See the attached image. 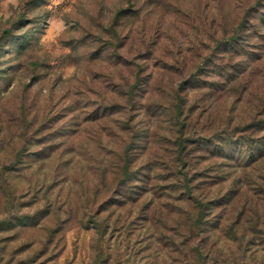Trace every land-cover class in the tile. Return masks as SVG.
Instances as JSON below:
<instances>
[{"label": "rangeland", "instance_id": "374dc122", "mask_svg": "<svg viewBox=\"0 0 264 264\" xmlns=\"http://www.w3.org/2000/svg\"><path fill=\"white\" fill-rule=\"evenodd\" d=\"M119 9L124 12L115 23ZM232 34L239 43L233 47ZM116 46L128 58L114 54ZM177 48L196 52L207 65L201 81L188 86L189 95L206 93L207 105L223 119L249 120L264 95V0H0V264L184 260L173 215L157 220L163 240L151 238L149 248V233L135 229L146 222L140 217L123 242H116L122 222L113 225V216H135L136 204L115 207L105 235L85 217L96 195L106 191L95 162L100 145L119 149L127 137L115 124L112 135L103 130L108 136L99 138L102 119L96 118L93 92L106 86L104 76L112 70L134 78L125 59L142 62L143 68L160 66V51L173 54ZM150 67L142 73L150 74ZM171 70L156 92L169 96L170 78L178 77ZM142 110L123 107L116 116L130 117L137 127L150 111ZM245 160L233 158L239 170L234 174L254 183L264 158L247 166ZM113 176L108 170L106 179ZM261 250L257 260L264 258Z\"/></svg>", "mask_w": 264, "mask_h": 264}, {"label": "trees", "instance_id": "16d2710c", "mask_svg": "<svg viewBox=\"0 0 264 264\" xmlns=\"http://www.w3.org/2000/svg\"><path fill=\"white\" fill-rule=\"evenodd\" d=\"M123 12L118 10L115 23ZM228 40L232 47L239 44L234 34ZM119 47L114 54L128 58ZM160 53V66H145L150 67V74L142 73V62L125 59L134 78L116 76L112 70L104 76L106 86L93 92V99L99 103L96 118L102 119L99 138L112 135L115 124L127 137L119 149L105 151L100 145L103 152L95 162L102 170L100 184L106 191L103 197L96 195L85 217L94 219L97 231L105 235L115 207L136 204L139 209L135 216L131 212L113 216V225L122 222L116 242H123L124 233L133 231L128 228L134 218L140 217L146 222L135 229L149 233L146 247H152L151 238L154 243L163 240L164 231L157 220L162 214L173 215L182 241L178 250L184 259H178V264H264V258L257 260L255 256L264 249V166L260 179L252 183L246 175L234 174L239 170L232 164L238 156L246 159V166L264 158V95L249 120L223 119L222 114H213L216 108L207 105L210 97L206 93L197 97L188 93V86L201 81L207 69L196 59L200 56L178 48L173 54ZM215 65L222 69L218 62ZM172 68L178 76L170 78L173 90L169 96L156 92V85L163 82L165 73L171 74ZM110 84L115 89H109ZM147 86L148 91L144 90ZM123 107L127 112L128 107L139 113L142 108L150 111L144 112L145 120L136 127L130 117L116 116ZM23 145L24 150L27 145ZM108 170L114 175L111 181L106 179ZM97 201L101 205L91 210ZM127 220L132 221L126 224ZM253 244L259 247L255 249Z\"/></svg>", "mask_w": 264, "mask_h": 264}]
</instances>
